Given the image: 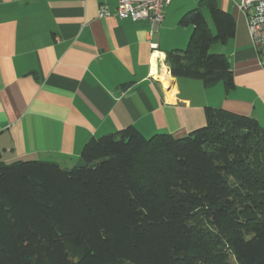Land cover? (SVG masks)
I'll return each mask as SVG.
<instances>
[{
  "label": "trees",
  "instance_id": "trees-1",
  "mask_svg": "<svg viewBox=\"0 0 264 264\" xmlns=\"http://www.w3.org/2000/svg\"><path fill=\"white\" fill-rule=\"evenodd\" d=\"M180 24L193 31L166 53L170 74L232 90L229 57L212 46L235 36V17L199 0ZM205 111L184 137L133 125L94 137L71 168L0 163V264H264V128Z\"/></svg>",
  "mask_w": 264,
  "mask_h": 264
},
{
  "label": "crops",
  "instance_id": "crops-1",
  "mask_svg": "<svg viewBox=\"0 0 264 264\" xmlns=\"http://www.w3.org/2000/svg\"><path fill=\"white\" fill-rule=\"evenodd\" d=\"M217 2L236 20L235 36L212 46L229 57L230 91L170 74L166 53L193 28L178 46L164 37L166 16L158 25L121 19L115 0H0V163L71 168L92 138L131 125L145 137H184L206 124L207 106L264 128V69L246 15L234 0Z\"/></svg>",
  "mask_w": 264,
  "mask_h": 264
},
{
  "label": "built area",
  "instance_id": "built-area-1",
  "mask_svg": "<svg viewBox=\"0 0 264 264\" xmlns=\"http://www.w3.org/2000/svg\"><path fill=\"white\" fill-rule=\"evenodd\" d=\"M115 15L121 19L150 20L154 25L160 24L165 18V8L173 0H115ZM245 13L253 46L258 51V59L264 69V0H234ZM101 16L110 13L102 9ZM153 34V31L151 32ZM157 48V44H152Z\"/></svg>",
  "mask_w": 264,
  "mask_h": 264
},
{
  "label": "rangeland",
  "instance_id": "rangeland-1",
  "mask_svg": "<svg viewBox=\"0 0 264 264\" xmlns=\"http://www.w3.org/2000/svg\"><path fill=\"white\" fill-rule=\"evenodd\" d=\"M199 0H173L170 6H168L166 16V26L167 30L164 31V37L167 36V41L177 42L180 46V38L187 31L190 33L192 26H184L180 24L182 17L191 9L195 8L198 5ZM205 14L211 28L215 32V27L212 22L210 11L207 7L202 9ZM189 36V35H188ZM188 42L183 44L182 48H186ZM180 48V47H179ZM235 261V260H234Z\"/></svg>",
  "mask_w": 264,
  "mask_h": 264
},
{
  "label": "bare ground",
  "instance_id": "bare-ground-1",
  "mask_svg": "<svg viewBox=\"0 0 264 264\" xmlns=\"http://www.w3.org/2000/svg\"><path fill=\"white\" fill-rule=\"evenodd\" d=\"M155 55H158V53H156ZM155 55H154V56H155ZM153 63H154V66H155V59H154ZM153 72H154V74L157 73L155 69H154ZM156 75H157V74H156ZM157 77H158V76H157Z\"/></svg>",
  "mask_w": 264,
  "mask_h": 264
}]
</instances>
